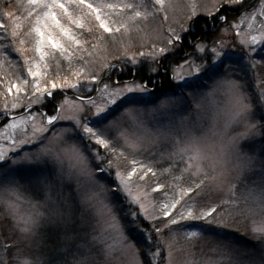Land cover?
<instances>
[{"label": "snow or ice", "instance_id": "obj_1", "mask_svg": "<svg viewBox=\"0 0 264 264\" xmlns=\"http://www.w3.org/2000/svg\"><path fill=\"white\" fill-rule=\"evenodd\" d=\"M165 4L26 0L22 17L0 5V67L14 62V52L23 56L27 38L36 54L24 57L26 75L0 81V137L8 144L0 146V216L6 220L0 229L11 233L10 242L0 239V264H171L179 232L193 248L201 240L212 241L216 259L205 264H264V147L258 154L255 147L264 145V114L257 115L260 109L254 107L264 105V91L255 98L246 94L233 67L237 46L241 59H251L257 45L264 48V0H217L213 8L219 14L209 16L222 22V30L202 37L193 45L192 58L185 57L168 73L181 90L178 99L173 90L145 102L136 95L149 92L143 79L113 84L111 76L102 78L87 69L93 52L84 47L89 44L81 38L84 31L106 44L163 11ZM229 12L238 14V23L230 24ZM196 15L193 11L189 17L193 23ZM24 21L26 33L21 31ZM257 22L256 35L240 28L246 23L252 30ZM229 27L236 30L232 41L223 38ZM17 38L21 47H16ZM182 39L170 30L166 46L147 54L125 53L124 61L136 66L143 64L137 56L144 57L150 70L157 71L168 46ZM61 59H67V70L79 62L72 73L75 80L64 78ZM101 67L111 70L115 65L105 62ZM205 78L212 82L210 89L194 91ZM185 90L190 94L184 95ZM49 103L51 113L33 109ZM144 103L153 105L151 112L138 107ZM19 109L27 112L14 114ZM141 153L150 157L140 159ZM129 156L131 168L122 170L121 159ZM151 157L156 159L149 162ZM149 174L172 178L176 191L165 192L170 198L163 204L149 199L140 183ZM166 188L157 181L151 192ZM206 189L220 195L201 204L192 193L200 197ZM161 214L164 223L157 226ZM240 217L253 218L256 243L234 235Z\"/></svg>", "mask_w": 264, "mask_h": 264}, {"label": "rangeland", "instance_id": "obj_2", "mask_svg": "<svg viewBox=\"0 0 264 264\" xmlns=\"http://www.w3.org/2000/svg\"><path fill=\"white\" fill-rule=\"evenodd\" d=\"M115 2V0H113ZM129 2H138V0H129ZM152 3V0H145V4L149 5ZM217 3V0H166L165 8L163 11L157 12L155 15L150 16L146 21H141L137 27H133L129 33L117 34L113 40L105 42L98 41L96 37L86 31L83 32L82 39L87 38L89 40V44L84 47L88 48L89 51L93 52V56L90 58L93 62L87 65L88 70H92L94 72H98L100 76L103 78L105 75L111 76V83L115 84L117 82H131V81H141L148 86L149 92L142 95L145 102L149 99L154 98L161 93H168V89L172 88V91L176 92V99L181 95L180 88L175 87L177 81L171 80L168 73L171 68L176 67V65L183 63L185 57L192 58L191 54L181 52V43L177 42L175 45L168 46L170 51L166 53V58L161 57V64L156 65L157 71H151V64L144 57L137 58L143 61V64H137L133 66L131 62L124 61V54H132L139 53L143 51L145 54L149 53L153 49L159 50L160 47H164L167 45V39L169 36L170 30H174L175 33H178L182 38L188 31H184L185 28H189L191 26L192 20L189 19L191 13L195 11L197 13L195 20L203 17L212 20L209 16V12H212L213 15L219 14L215 12L213 5ZM248 4H254L255 0H246ZM0 5H3L8 11H12L16 16H23L24 11L21 5H26V0H0ZM235 14H231L232 18H229L230 24L232 22H239V17L236 12H231ZM230 14V13H229ZM165 15H167V19H165ZM14 19V17H13ZM5 23H11L9 20H3ZM66 22V21H65ZM222 23V22H221ZM74 31H81L79 29H75ZM259 27V23L254 26V29L249 30L247 28V24H241L240 28L245 32H250L251 35H256L258 32L256 29ZM214 29V28H213ZM222 29L219 30V32ZM22 33H26L28 31V22L24 21L22 24ZM235 29L229 27L228 32L224 35V39L227 41H232L235 39ZM218 34V32H217ZM107 35V34H105ZM216 35V34H215ZM214 36V35H213ZM28 43L23 45V48L26 49L24 51L23 56L20 53H13L11 59H13V63H3L2 67H0V81H11L15 80L18 74H25L26 69L24 68V57H32L36 55L31 51L32 44L30 38ZM66 39V38H64ZM11 40V37H9ZM19 38H17L16 47H21L18 42ZM183 40V39H182ZM200 41V40H199ZM198 41V42H199ZM197 42V43H198ZM3 43V42H0ZM91 44H96L97 47L95 49L91 48ZM193 52V51H192ZM243 53L239 51L237 46V50L235 52L234 58L238 60V63L233 65L235 72L234 74L239 78L241 84L244 87L245 93L250 94L253 98L258 97L261 91H264V48L260 45L256 46V53H249L251 59L247 57L241 59ZM116 57H120V59H116ZM110 63L115 65V67L111 70H107L101 67L103 63ZM74 67L71 70H67L68 61L67 59H61V64L64 66L63 76L64 78L71 77L75 80V76L72 75L73 72L76 71V68L79 67V62L74 61ZM255 64V67L252 65ZM123 65V67H122ZM144 65H149L145 67ZM145 70L146 75L139 76L140 72ZM163 73L164 75H168L165 81H162L161 78L157 77L158 72ZM177 71H183L182 69L177 68ZM52 74L54 75L56 72L55 67L51 69ZM149 78L151 79V83H148ZM60 80H57L59 83ZM203 87L194 89L197 93L206 92L210 89L212 82L208 79H202L201 81ZM169 85V86H167ZM2 87H0V91H2ZM59 93V89L55 90ZM69 96L73 95L72 89H65ZM184 95H189L190 93L185 90ZM11 99V97H8ZM57 100H60V97L57 95ZM3 103V97H0V104ZM49 106V104H48ZM47 106V107H48ZM40 107L43 112L47 113V107H42L39 105H34L33 109ZM141 108H147L149 112H151L153 105L150 103H144L138 105ZM254 107H259L260 111L257 115L264 114V105H254ZM27 109H19L16 110L14 114L26 113ZM157 119H163L157 115ZM151 119V116L149 117ZM4 131V117L0 116V133ZM132 131L131 129L129 130ZM259 138L257 137V140ZM0 146L7 147L8 144L5 139L0 137ZM256 152L259 153L260 149L264 147V145L259 142L256 144ZM150 157V153H141L139 154L140 159H148ZM155 157H151L149 162L155 160ZM131 156L128 159H121V168L122 170H128L131 168ZM163 166L166 165H156L158 169H162ZM107 179H113L112 175L107 173L104 174ZM139 175V174H138ZM134 180L136 177L133 178ZM187 179V177H185ZM157 181L160 184H167L168 188L162 189L158 192H151V188L156 185ZM103 182V181H102ZM144 185L145 189L150 192L149 199H154L155 202L160 205L167 201L170 197L165 195V192L172 193L176 191L172 188V178L166 177L164 175H159L158 177H153L151 174L148 175L145 181L140 182ZM219 193L214 191H210L206 189L203 193H201L200 197L196 196V193H192V196L201 201V204L212 203L219 196ZM126 210L127 206L125 205ZM151 211V209H150ZM159 213V207L155 210ZM175 214V213H173ZM253 218L249 217H240L237 219V222L234 225V228L237 229L234 235L238 236L241 241H244L248 244L256 243L254 240V235L251 232V228L253 227L252 223ZM257 221H259L260 217H254ZM6 223V220L3 216H0V225ZM148 222L145 221V224ZM157 226H162L164 223V219L161 214V219L156 220L154 222ZM188 224H194L195 222H187ZM143 227V225H141ZM149 230L152 233L153 237L157 236V233L151 226H149ZM167 231V230H165ZM0 239H3L5 243L11 241V233L7 229H0ZM161 239L164 241H169L170 237L161 236ZM213 243L211 240H201L196 244L195 248H193V242L186 239L184 237L183 232H179L176 234L175 242L172 244L171 252V264H205V261H211L216 259V256L213 252ZM167 253V249H165V254Z\"/></svg>", "mask_w": 264, "mask_h": 264}, {"label": "trees", "instance_id": "obj_3", "mask_svg": "<svg viewBox=\"0 0 264 264\" xmlns=\"http://www.w3.org/2000/svg\"><path fill=\"white\" fill-rule=\"evenodd\" d=\"M230 13V14H229ZM227 13L228 15V19L232 18V16H230L231 14H235V13H231L229 12ZM221 22L220 21H214L213 19L210 20L208 18H203L200 17L198 19L195 20V23H191V30L188 31L185 36L183 37L182 40V45H181V52H186L189 54L192 53L193 51V45L196 44L199 40H201L202 37L205 36H213L215 34H217V32H219V30L221 29ZM214 28V29H213ZM141 75H146L145 70H143L142 72H140L139 76ZM168 75H164L163 73H161L160 71L157 73V75L154 76V78H161L162 81L166 80V77ZM169 86V85H167ZM52 111V104L49 103V106L47 107V113H51Z\"/></svg>", "mask_w": 264, "mask_h": 264}, {"label": "flooded vegetation", "instance_id": "obj_4", "mask_svg": "<svg viewBox=\"0 0 264 264\" xmlns=\"http://www.w3.org/2000/svg\"><path fill=\"white\" fill-rule=\"evenodd\" d=\"M171 91H172V88L171 89H168V93H171Z\"/></svg>", "mask_w": 264, "mask_h": 264}]
</instances>
